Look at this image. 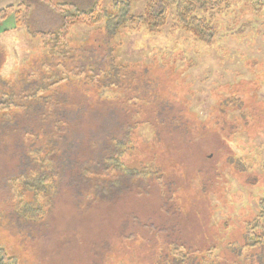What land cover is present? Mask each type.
Segmentation results:
<instances>
[{
  "label": "rangeland",
  "instance_id": "1",
  "mask_svg": "<svg viewBox=\"0 0 264 264\" xmlns=\"http://www.w3.org/2000/svg\"><path fill=\"white\" fill-rule=\"evenodd\" d=\"M115 1L103 0L102 5L110 10ZM220 1L214 11L200 14L217 27L211 44L180 28L174 29L173 9L169 10L167 25L158 33H150L144 26L126 28L105 43L108 56L113 54L121 69L107 74L113 85L104 99L90 103L83 118L92 110L96 116L105 114L108 100L120 122L132 108L133 116L143 113L141 134L147 141L173 129L174 141L181 138L188 147L207 150L206 160H211L214 171L207 191L216 195L214 200L210 198L209 243L215 251L209 258L224 264L234 259L229 246L242 238L243 224L257 215L256 204L264 195V0ZM93 3L94 0H52L56 7L73 4L83 10L90 9ZM22 4L30 9L22 13L23 18L29 14V30L17 28L14 17L0 24L2 93L38 82L42 61L36 53L42 44L31 32L52 30L56 23L53 7L42 0H0V10ZM144 6V0L136 1L132 13L142 14ZM101 36L102 32L95 29L76 26L69 37L74 57L68 67L74 63L73 68L80 67L76 62L97 53L95 47ZM17 69L18 80L10 87ZM28 73H32L31 77ZM107 75L104 70L97 71L94 83L107 81ZM34 92L35 88L31 93ZM130 94L143 96V101L133 99L127 106L115 105ZM67 96L78 105L76 93L71 97L68 92ZM14 146L11 138L0 139V246L17 264H156L159 233L147 226L151 219L158 218L150 209L151 214L127 224L125 206L119 203L127 198L126 194H120L119 201L109 202L93 197L90 189L81 192L71 186L58 195L57 203L42 221L28 222L15 214L9 185L17 172L12 160ZM174 215L177 220L182 213L179 210ZM182 222L192 226L187 218ZM226 223L230 225L228 230L224 229ZM143 235L150 236V242L156 241L152 250H143ZM251 250L245 254H259L258 248ZM245 258L239 262L249 264Z\"/></svg>",
  "mask_w": 264,
  "mask_h": 264
},
{
  "label": "trees",
  "instance_id": "2",
  "mask_svg": "<svg viewBox=\"0 0 264 264\" xmlns=\"http://www.w3.org/2000/svg\"><path fill=\"white\" fill-rule=\"evenodd\" d=\"M42 1L52 6L57 16L54 29L31 32L42 44L36 53L42 61L41 75H36L38 82L23 85L16 92L12 88L9 93L0 90V139L9 137L15 143L12 160L17 172L11 178L15 181L9 180L13 193L10 202L15 214L28 222L42 221L57 203L58 195L71 186L81 192L90 189L93 197L106 198L109 202L119 201L120 194H126L127 198H121L119 203L126 207L127 224L136 223L142 215L151 213L158 218L151 219L147 226L159 233L156 264H223L209 258L215 251L209 243L208 227L211 199L216 195L215 192L209 195L207 191L214 178L211 160H206L207 150L184 145L181 136L174 141L173 129L147 141L141 134L143 113L133 116L132 108L120 122L113 103L108 100L105 114L96 116L92 110L83 118L90 103L104 99L113 85L108 75L121 69L115 63L116 57L108 56L105 43H110L126 28L144 26L150 33H158L167 25L169 10L173 9L174 29L180 28L211 44L217 27L200 14L214 11L221 1L144 0L143 12L138 16L132 9L141 0H116L110 10L103 7V0H94L88 10L73 4L56 7L52 0ZM29 10L25 4L2 9L0 24L14 17L17 28L24 26L29 30V14L22 17L23 11L29 13ZM76 26L102 32V38L95 47L98 54L94 51L91 58L86 55L83 62H76L80 67L73 68L75 63L72 67L67 63L74 57L69 37ZM53 59L58 63H53ZM101 70L108 74L107 81L95 84L93 74ZM19 73L18 69L14 72L9 85L18 80ZM30 74L27 75L31 77ZM33 88L35 92L31 93ZM63 91L65 95H61ZM68 92L71 97L76 93L78 105L73 104ZM133 99L143 101V96L130 94L115 105L127 106ZM82 122L85 125H80ZM28 196L32 197L31 201L27 200ZM256 206L257 215L243 224L242 238L229 246V254L234 259L224 264H243L244 257L249 264H264V195ZM179 210L182 216L174 220V213L178 214ZM185 218L192 221V226L182 222ZM229 226L226 223L224 229L228 230ZM142 238L147 242L143 241V250L155 247L156 241L150 242V236ZM256 248L259 254H245ZM0 264H17L3 246H0Z\"/></svg>",
  "mask_w": 264,
  "mask_h": 264
}]
</instances>
